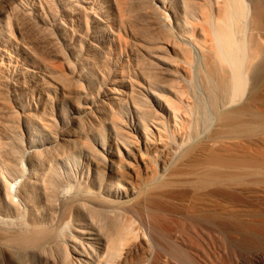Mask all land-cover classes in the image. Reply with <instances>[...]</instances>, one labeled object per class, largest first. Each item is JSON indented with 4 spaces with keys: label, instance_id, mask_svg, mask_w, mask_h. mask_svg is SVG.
Masks as SVG:
<instances>
[{
    "label": "bare ground",
    "instance_id": "bare-ground-1",
    "mask_svg": "<svg viewBox=\"0 0 264 264\" xmlns=\"http://www.w3.org/2000/svg\"><path fill=\"white\" fill-rule=\"evenodd\" d=\"M4 15L0 264H264V0Z\"/></svg>",
    "mask_w": 264,
    "mask_h": 264
},
{
    "label": "rangeland",
    "instance_id": "rangeland-1",
    "mask_svg": "<svg viewBox=\"0 0 264 264\" xmlns=\"http://www.w3.org/2000/svg\"><path fill=\"white\" fill-rule=\"evenodd\" d=\"M14 1H15V0H0V19H3V18H4V16H5V15H4V12H5V10L7 9V6H10V5L14 4ZM28 2H30V1H28ZM184 222H185V224L187 223V224H186V227H185V226H184V227H185L186 231H188V227H189L188 222H187V221H184ZM184 222H182V223H184ZM187 225H188V226H187ZM209 225H210V226H209ZM209 225H208L209 228H208V226H207L208 229H206V230H208V231H207L208 233H209V230L211 231V232L208 234V236H209V235H210V237L213 236V237L211 238V240L213 239L212 241H213L215 244H214V243H211V244H213L215 247H214L213 245H212V247H211V244H210V241H211V240H210V238H209L210 241L207 242V243H208V245L210 246V247H209V246H208V247H209V248H212L214 252H215V251L219 252V251H220V249H219L220 246H221V247L224 246L223 248H225V250H226L227 252H228V249H229V252H231V251L235 252L236 249H239V248H240L241 250H243V251H244V249H246V248H244V247H240V246H241V245H240V241H242V238H240V236H241L242 234H241L240 229H237L238 227H234V226L232 227V226H231V227L233 228V229H232V228L229 226V227H227V228H226V227H224V228L222 227V228H223V229H222L220 226H219V227H220V228H219L218 225H217V226L214 225V224H209ZM212 226H213V227H212ZM182 227H183V226H182ZM184 227H183V228L179 227V228L184 229ZM230 228H231V229H230ZM219 229H220L221 231H219ZM225 229H226V230H225ZM179 230H180V229H179ZM206 230H205V231H206ZM214 230H215V231H214ZM222 230H223V231H222ZM233 230H234V231H233ZM186 231L184 230V232H186ZM227 231H228V232H227ZM231 231H232V232H231ZM212 232H213V233H212ZM214 232H215V233H214ZM237 232H238V233H237ZM216 233H217V234H216ZM222 233H223V235H222ZM214 234H215V235H214ZM211 235H212V236H211ZM216 235H217V236H216ZM219 235H220V236H219ZM230 235H231V236H230ZM235 235H236L237 237H238V236H239V237L237 238ZM214 236H215L216 238H215ZM218 236H219V237H218ZM224 236H225V237H224ZM228 236H229V237H228ZM234 237H235V238H234ZM225 238H227V239H225ZM228 238H229V239H228ZM220 239H221V241H220ZM238 239H239V240H238ZM240 239H241V240H240ZM215 240H216V241H215ZM231 240H232V241H231ZM217 241H220V242H217ZM236 241H238L239 243L236 242ZM216 243L218 244L217 246H216ZM220 243H221V244H220ZM228 243H229V244H228ZM233 243H234V244H233ZM235 243H236V244L238 243V244L236 245ZM241 243H242V242H241ZM219 245H220V246H219ZM226 245H228V246H226ZM234 245H235V247H236V246H237V247L235 248ZM238 245H239V247H238ZM218 246H219V247H218ZM231 246H232V247H231ZM217 247H218V248H217ZM221 247H220V248H221ZM227 247H229V248H227ZM214 248H215V249H214ZM216 248H217V249H216ZM230 248H232V249L230 250ZM242 248H244V249H242ZM212 249H210V250L212 251ZM218 249H219V250H218ZM233 249H235V250H233ZM240 249H239V250H240ZM246 250H248V249H246ZM213 251H212L213 255H214V256H217L218 253L215 252V253H216V254H215ZM216 258H218V256H217ZM219 259H220V258H219Z\"/></svg>",
    "mask_w": 264,
    "mask_h": 264
}]
</instances>
